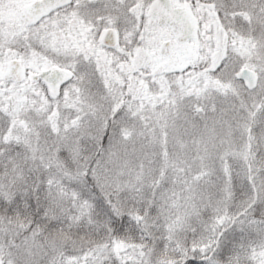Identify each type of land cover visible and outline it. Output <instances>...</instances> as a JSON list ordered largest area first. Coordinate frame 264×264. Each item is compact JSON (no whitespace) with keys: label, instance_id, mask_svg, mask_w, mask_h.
Masks as SVG:
<instances>
[{"label":"snow or ice","instance_id":"obj_1","mask_svg":"<svg viewBox=\"0 0 264 264\" xmlns=\"http://www.w3.org/2000/svg\"><path fill=\"white\" fill-rule=\"evenodd\" d=\"M0 264H264V0H0Z\"/></svg>","mask_w":264,"mask_h":264}]
</instances>
